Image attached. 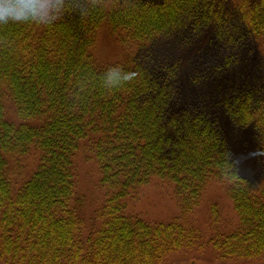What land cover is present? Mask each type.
<instances>
[{
  "label": "trees",
  "instance_id": "1",
  "mask_svg": "<svg viewBox=\"0 0 264 264\" xmlns=\"http://www.w3.org/2000/svg\"><path fill=\"white\" fill-rule=\"evenodd\" d=\"M224 1L94 0L99 7L84 15L69 9L51 26H0V264H165L201 245L184 219L213 180L225 184L238 220L209 238L212 250L222 259L264 255V183L257 187L239 173L205 107L182 103L179 62L149 53L153 43L174 34L185 42L212 25L228 43L252 36L264 46V0H239L232 12ZM101 24L139 53L97 64ZM117 65L133 78L105 89L102 75ZM7 100L14 120L6 116ZM218 102L234 124L251 127L264 167V83L225 91ZM82 146L107 191L95 212L98 226L84 221L76 190ZM31 150L37 167L15 187L8 161ZM153 178L170 184L178 201L180 215L169 222L126 213V197Z\"/></svg>",
  "mask_w": 264,
  "mask_h": 264
},
{
  "label": "rangeland",
  "instance_id": "2",
  "mask_svg": "<svg viewBox=\"0 0 264 264\" xmlns=\"http://www.w3.org/2000/svg\"><path fill=\"white\" fill-rule=\"evenodd\" d=\"M231 8L238 7L239 0H225ZM230 12V13H231ZM237 15L233 13V15ZM244 30V28H243ZM241 32V31H240ZM239 34V33H236ZM238 35H235L237 37ZM183 41L180 35L153 43L149 53L161 60H177L180 65L178 82L182 103H199L215 117L224 132L239 173L253 185L264 183V167L251 127L234 124L219 104L222 94L244 85L264 83V46L252 36L228 43L215 35V26L203 28L199 33ZM139 53L136 46L124 45L101 24L93 46L94 60L99 65L113 63ZM227 59L230 61L226 64ZM203 75L199 82L193 76ZM6 116L14 120V107L6 101ZM38 152L31 150L14 155L8 161V173L13 186L22 184L36 169ZM74 170L77 193L83 199V217L87 225H99L95 212L102 204L106 189L99 183V170L92 154L82 146L75 159ZM126 213L137 215L151 222H169L180 215V207L170 184L153 178L126 197ZM218 211L214 223L213 211ZM199 232L201 245L196 249L177 251L165 264H264V255L256 259L235 260L219 258L208 244L215 232H230L237 225V215L227 195L224 183L213 180L203 191L196 209L186 215Z\"/></svg>",
  "mask_w": 264,
  "mask_h": 264
},
{
  "label": "clouds",
  "instance_id": "3",
  "mask_svg": "<svg viewBox=\"0 0 264 264\" xmlns=\"http://www.w3.org/2000/svg\"><path fill=\"white\" fill-rule=\"evenodd\" d=\"M99 7L94 0H0V26L8 24H37L51 26L70 9L78 15ZM121 66L109 67L102 75L105 89H117L132 79Z\"/></svg>",
  "mask_w": 264,
  "mask_h": 264
}]
</instances>
